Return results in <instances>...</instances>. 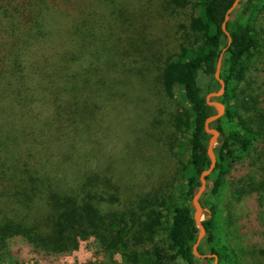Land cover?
I'll return each mask as SVG.
<instances>
[{
    "label": "trees",
    "instance_id": "trees-1",
    "mask_svg": "<svg viewBox=\"0 0 264 264\" xmlns=\"http://www.w3.org/2000/svg\"><path fill=\"white\" fill-rule=\"evenodd\" d=\"M233 1L0 0L1 263L19 264L14 238L42 259L93 238L99 257L81 264L205 263L192 251L191 199L210 163L204 122L215 109L206 95L219 87L223 48L225 111L213 122L220 136L202 240L218 264H241L224 228L230 203L218 218L225 188L264 239V89L251 74L264 0L239 1L227 44L222 22ZM153 96L176 102L172 145L187 154L163 184L149 173L144 139L125 140L118 153L123 128L133 136L148 122ZM130 105L143 115L138 130ZM239 162L248 170L230 180Z\"/></svg>",
    "mask_w": 264,
    "mask_h": 264
},
{
    "label": "rangeland",
    "instance_id": "rangeland-1",
    "mask_svg": "<svg viewBox=\"0 0 264 264\" xmlns=\"http://www.w3.org/2000/svg\"><path fill=\"white\" fill-rule=\"evenodd\" d=\"M255 25L259 34L261 47L251 63V66L254 67V69H251V74H253V77L259 82L260 85L263 86V88H257L264 89V13L257 17ZM165 44L166 48L172 44L171 36L167 37ZM149 97L151 98L150 95ZM153 98L156 99L154 110L150 112L149 109H146L144 111V118H146L148 121L147 123H145V119L144 121H141L143 119V115H140L137 109L132 108V105L127 108L125 114L127 116H133V122L131 123L132 127L140 121L143 122V124L140 125V130L133 136H129L127 134L128 128H123V131L120 132L121 134L118 138V153H122L121 150L124 147L125 140L144 139V150H146L148 153V155L146 154L147 156L145 157L149 156L147 159V162L150 164L149 173L155 180H157L158 184H163L165 183L166 179L169 178L175 171V161L177 159H181L182 161L185 160L187 154L184 150V147L179 149L172 145V134L174 131L173 114L177 107L176 102L173 100V102L169 101L168 104H165L166 98L162 97L163 100L157 96H153ZM151 101L152 103L150 107L153 104L152 99ZM156 117L159 118L158 122H154ZM123 122H126L125 119ZM123 126H125V123H123ZM135 127L136 130H138L139 127L137 125H135ZM110 141L111 140H109V143ZM217 145L218 142L215 144V146ZM168 146H172L174 153L169 149ZM112 147H117L114 145V141H111V148ZM141 154L145 155L144 152ZM247 170L248 166L244 162L236 163L235 167L230 171V180H234L240 175L246 174ZM146 178L147 177L145 175H142L140 179ZM142 183L145 184L144 182ZM210 184L211 183L207 181L206 191L209 190ZM146 188H148V186ZM200 201L202 207L205 208L201 215V219H205L209 216L208 203H206L207 199L205 196H201ZM227 202L231 205V217H233V224L229 225L228 220L227 224L224 221V228L229 233L228 241L231 246L239 249V254L241 255V264H264V254L260 252V250L264 248V239L261 241L258 239L256 241L255 233L250 230L252 226L255 227L256 231L260 230V226L257 225V223L252 225L251 218L247 214V209L242 207L230 197L229 189L227 188L224 189L219 202L218 218H221L223 215L225 208L224 206ZM11 248L13 251L19 250V264H81L87 260H94L99 257L97 249L98 247L96 241L93 238L80 241L77 249L52 259H42L40 257H36L30 250V247L19 238H14L11 240ZM197 248L200 249V252L198 251L199 253L205 255L203 257H199L201 259H205V263L202 262L201 264H214V258L212 256H208L211 253L209 250V245L205 241L201 239ZM116 259H118V261L121 260L119 254L116 255ZM0 264L13 263L0 262Z\"/></svg>",
    "mask_w": 264,
    "mask_h": 264
},
{
    "label": "water",
    "instance_id": "water-1",
    "mask_svg": "<svg viewBox=\"0 0 264 264\" xmlns=\"http://www.w3.org/2000/svg\"><path fill=\"white\" fill-rule=\"evenodd\" d=\"M240 0H234L232 5L227 9L224 20L222 22V31L227 35V44L231 42V37L229 32L226 29V22L230 18L231 13L235 10L238 6ZM225 48L222 49L220 56L216 63V68L214 72V76L219 83V87L215 91H211L206 95L207 104L212 106L215 109V113L209 115L204 122L205 131L209 134L208 142H207V149L206 153L210 160L209 166L203 169L199 174V186L194 193L191 199V206L193 207V218L198 227V234L195 243L193 244L192 251L196 257H203L205 255L201 254L197 250V246L199 241L205 234V228L202 224L201 215L205 210L204 207L201 205L200 198L202 194L207 189V177L213 171L215 164H216V153L214 151L215 144L218 142V137L220 136V132L213 126V122L221 117L225 111V105L219 100V97L224 93L225 90V83L224 80L220 77V69L222 63V56ZM208 256H212L214 258V264H218V257L216 254H210Z\"/></svg>",
    "mask_w": 264,
    "mask_h": 264
}]
</instances>
